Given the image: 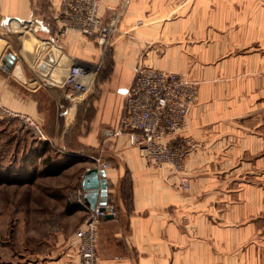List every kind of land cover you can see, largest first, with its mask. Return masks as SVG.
Masks as SVG:
<instances>
[{"label":"crops","instance_id":"1","mask_svg":"<svg viewBox=\"0 0 264 264\" xmlns=\"http://www.w3.org/2000/svg\"><path fill=\"white\" fill-rule=\"evenodd\" d=\"M59 4L0 0L1 104L38 119L51 142L68 133L63 80L83 56L79 41L88 47L77 31L59 35ZM121 5L110 72L79 106L93 112L87 148L69 150L72 166H84L79 186L93 167L108 180L116 214L99 223V264H264V0H104ZM138 18L145 24L131 30ZM138 62L199 81L182 132L195 144L187 189L178 172L150 167L126 132L115 133ZM82 192L76 224L91 209ZM59 233L54 250L21 264H76L75 231Z\"/></svg>","mask_w":264,"mask_h":264},{"label":"built area","instance_id":"2","mask_svg":"<svg viewBox=\"0 0 264 264\" xmlns=\"http://www.w3.org/2000/svg\"><path fill=\"white\" fill-rule=\"evenodd\" d=\"M101 6L102 0H60L57 9L61 24L59 35L77 31L95 37L101 45L105 44L116 29L117 18L113 14L107 21ZM97 70L99 67L76 62L66 71L63 85L68 87L64 94L68 102V118L74 117L86 100L97 78ZM197 97V84L186 74L139 65L125 94L126 114L115 131L116 134H128L130 144L141 150L150 167L161 169L168 165L178 172L185 189L190 185L185 160L195 144L182 132ZM0 110L3 117L18 120L31 130L35 138L47 139L38 119L1 104V95ZM102 165L105 169L110 167L108 162ZM82 201L83 192L79 196V202ZM107 214H116L115 208L108 203L87 211L75 231L76 264H99L98 228Z\"/></svg>","mask_w":264,"mask_h":264},{"label":"rangeland","instance_id":"3","mask_svg":"<svg viewBox=\"0 0 264 264\" xmlns=\"http://www.w3.org/2000/svg\"><path fill=\"white\" fill-rule=\"evenodd\" d=\"M102 10L106 13L104 17L107 21L115 14L117 29L126 8L122 5L105 7L102 0ZM145 21V18H138L131 24V30L144 25ZM80 35L85 38L88 47L84 48L86 44L79 41V50L81 47L83 50L79 62L84 60L99 67L97 78L102 73H109L108 64L112 63L114 53V45L110 41L112 35L102 45L95 37ZM27 45H31L29 41ZM181 73L196 82L199 92V81L186 72ZM66 104L67 111L68 102ZM92 115V111L85 113L82 108L79 111L78 107L74 117L65 116L69 128L61 142H51L42 126L47 137L45 140L48 141L46 146L44 142L47 141L35 138L33 132L18 120L3 117L0 110V169L6 171L9 168L20 180L18 183L0 182V264H21L29 258H36L38 254H47L55 249L59 231L68 235L84 221L87 212L80 224H76L75 215L67 211L68 206L80 203L82 189L79 175H82L80 171L84 168L72 166L78 156L69 150L79 152L87 148L84 145L85 136L92 129ZM41 154L44 155L40 157ZM47 156L51 157L50 164L45 161ZM59 164H66L67 167L52 174ZM46 168L50 175L43 171Z\"/></svg>","mask_w":264,"mask_h":264},{"label":"water","instance_id":"4","mask_svg":"<svg viewBox=\"0 0 264 264\" xmlns=\"http://www.w3.org/2000/svg\"><path fill=\"white\" fill-rule=\"evenodd\" d=\"M13 54L5 56L4 63L6 67L14 59ZM82 187L84 190V200L91 209H95L97 205H106L108 203L109 184L107 178L104 177V171L97 167L89 168L83 176ZM107 214L106 217H111Z\"/></svg>","mask_w":264,"mask_h":264},{"label":"trees","instance_id":"5","mask_svg":"<svg viewBox=\"0 0 264 264\" xmlns=\"http://www.w3.org/2000/svg\"><path fill=\"white\" fill-rule=\"evenodd\" d=\"M45 141H47V140H45ZM44 143L46 144V146L48 145V141L44 142ZM42 155H44V154H41L40 157ZM45 161L48 162V164H50L51 157L49 158L47 156ZM66 167H67L66 164H59V165L54 167V172H51V173L52 174L59 173L63 169H65ZM43 171L47 172L50 175V172L47 168L44 169ZM19 181L20 180L18 179V176L16 174H14L9 168H7L6 171H3L2 169H0V182L1 183H3V182H7V183H16L17 182L18 183ZM80 188L83 189L82 186ZM81 208H83V204L82 203H76V204H73L72 206H68L67 211H68V213H72V212L77 211Z\"/></svg>","mask_w":264,"mask_h":264},{"label":"bare ground","instance_id":"6","mask_svg":"<svg viewBox=\"0 0 264 264\" xmlns=\"http://www.w3.org/2000/svg\"><path fill=\"white\" fill-rule=\"evenodd\" d=\"M19 26H20V25H19ZM20 28H23V27L20 26ZM24 30H25V29H23V31H24ZM24 32H25V34L29 33V29H28V27L26 28V30H25ZM82 35H83V34H82ZM21 37H22V42H23V44H24L23 47L25 46L24 49H25V48H26V49H27V48L29 49V47H30V49H32L31 47H33V42H30L31 45L28 46V45H27V41H28L27 36L22 35ZM38 38H39V37H38ZM32 40H33V39H32ZM34 40H35V39H34ZM40 42H41V41H40ZM54 48L56 49V47H54ZM26 49H25V50H26ZM56 50H57V49H56ZM30 58H32V57H30ZM29 60H31V59H29ZM63 70H64V69H63ZM53 74H54V73H53ZM54 75H55V74H54ZM60 75H61V74H60ZM51 76H52V75H51ZM55 81H56V80H55ZM57 82H59V81L57 80Z\"/></svg>","mask_w":264,"mask_h":264}]
</instances>
